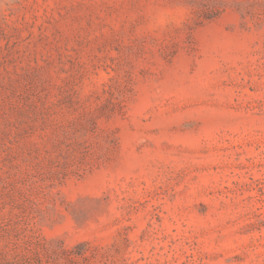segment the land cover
Here are the masks:
<instances>
[{"label": "rangeland", "instance_id": "obj_1", "mask_svg": "<svg viewBox=\"0 0 264 264\" xmlns=\"http://www.w3.org/2000/svg\"><path fill=\"white\" fill-rule=\"evenodd\" d=\"M0 264H264V0H0Z\"/></svg>", "mask_w": 264, "mask_h": 264}, {"label": "clouds", "instance_id": "obj_2", "mask_svg": "<svg viewBox=\"0 0 264 264\" xmlns=\"http://www.w3.org/2000/svg\"><path fill=\"white\" fill-rule=\"evenodd\" d=\"M175 12H176L177 16H180V15H182V13H183V9L180 8V7H177V9L175 10ZM156 22H157L158 24L163 25V24H165L167 21H165L163 18H160V19H158Z\"/></svg>", "mask_w": 264, "mask_h": 264}]
</instances>
